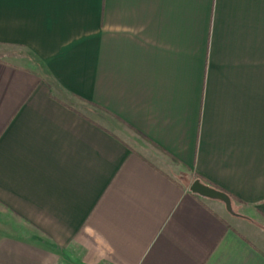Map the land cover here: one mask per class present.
I'll use <instances>...</instances> for the list:
<instances>
[{
	"label": "crops",
	"instance_id": "1",
	"mask_svg": "<svg viewBox=\"0 0 264 264\" xmlns=\"http://www.w3.org/2000/svg\"><path fill=\"white\" fill-rule=\"evenodd\" d=\"M0 264H264V0H0Z\"/></svg>",
	"mask_w": 264,
	"mask_h": 264
},
{
	"label": "water",
	"instance_id": "2",
	"mask_svg": "<svg viewBox=\"0 0 264 264\" xmlns=\"http://www.w3.org/2000/svg\"><path fill=\"white\" fill-rule=\"evenodd\" d=\"M190 192L202 198L220 201L225 206L226 211L233 216H240L233 207V201L228 193L217 189L201 179H195L190 185Z\"/></svg>",
	"mask_w": 264,
	"mask_h": 264
},
{
	"label": "trees",
	"instance_id": "3",
	"mask_svg": "<svg viewBox=\"0 0 264 264\" xmlns=\"http://www.w3.org/2000/svg\"><path fill=\"white\" fill-rule=\"evenodd\" d=\"M87 104H88V106H89V111L92 113L93 111H95V110H98V109H100V107H98L96 104H94V103H92V102H87ZM82 108H84V107H82ZM85 109V108H84ZM102 110V109H101ZM82 116H84V117H88L87 115H85L84 113H82L81 111H78ZM91 121H92V119H90ZM93 122V121H92ZM95 123L96 124H98V125H100L98 122H96L95 121ZM101 127H103V126H101ZM107 130V129H106ZM108 131V130H107ZM118 137V136H117ZM125 144H127V143H125ZM212 186V185H211ZM213 187H215V186H213ZM215 188H217V187H215ZM217 189H219V188H217ZM221 190V189H220ZM223 191V190H222ZM230 195V194H229ZM230 197H231V199H232V201H233V207H234V209H235V211L236 212H239L240 210L238 209V206L236 205V202H238V199L236 198V197H234V196H232V195H230Z\"/></svg>",
	"mask_w": 264,
	"mask_h": 264
},
{
	"label": "rangeland",
	"instance_id": "4",
	"mask_svg": "<svg viewBox=\"0 0 264 264\" xmlns=\"http://www.w3.org/2000/svg\"><path fill=\"white\" fill-rule=\"evenodd\" d=\"M91 116H93L92 113H91ZM218 203H219V202H218ZM221 212L224 213V215H227V217H229L230 219H232V221H234L235 223H238L239 221L245 220V217H242V216L237 217V216H233V215L229 214V213L226 211L225 208L222 209ZM241 214L243 215V214H245V213L242 212ZM238 225H239V224H238ZM238 225H237V226H238ZM239 226H240V225H239ZM239 226H238V227H239Z\"/></svg>",
	"mask_w": 264,
	"mask_h": 264
}]
</instances>
